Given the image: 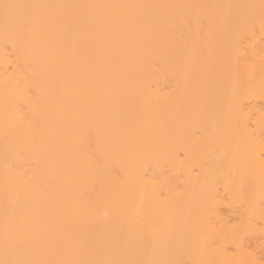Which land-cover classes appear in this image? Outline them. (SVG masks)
<instances>
[{"label": "bare ground", "instance_id": "6f19581e", "mask_svg": "<svg viewBox=\"0 0 264 264\" xmlns=\"http://www.w3.org/2000/svg\"><path fill=\"white\" fill-rule=\"evenodd\" d=\"M262 149L264 0H0V262L264 264Z\"/></svg>", "mask_w": 264, "mask_h": 264}, {"label": "snow or ice", "instance_id": "6c2138e0", "mask_svg": "<svg viewBox=\"0 0 264 264\" xmlns=\"http://www.w3.org/2000/svg\"><path fill=\"white\" fill-rule=\"evenodd\" d=\"M5 10L10 9V8H30L34 6H29V5H14V4H5L3 5ZM19 23L24 22V17H17L16 18ZM41 92H43V89H41ZM261 155L264 156V149H262ZM262 169H264V161H262ZM262 180V193H261V200H260V215L262 218H264V175L261 177ZM253 223V217H249L247 220L246 225H242L244 227L246 226H251ZM262 231H264V226L261 228ZM0 264H4V262H0ZM17 264H25V262H17ZM32 264H35V262H32ZM39 264H45V262H39Z\"/></svg>", "mask_w": 264, "mask_h": 264}]
</instances>
